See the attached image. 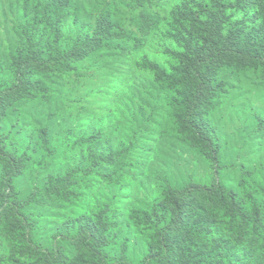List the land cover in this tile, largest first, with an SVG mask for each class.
I'll use <instances>...</instances> for the list:
<instances>
[{
	"label": "rangeland",
	"instance_id": "obj_1",
	"mask_svg": "<svg viewBox=\"0 0 264 264\" xmlns=\"http://www.w3.org/2000/svg\"><path fill=\"white\" fill-rule=\"evenodd\" d=\"M12 1L0 0V60L5 65L0 93L14 87L13 74L6 68L17 21ZM109 1L122 28L105 38L100 49L73 62L72 68L52 74L53 81L47 82L42 93L11 108L6 152L8 157L22 158V170L7 189L12 207L0 214V264H56L49 254L59 252L64 260L59 264H101L82 241L71 240L81 230L78 222L83 216L97 226L93 245L109 260L128 257L140 264L161 230L162 213H156L157 206L171 195L169 191H184L191 185L210 186L219 180L227 189L264 201V68L237 71L217 100L211 116L221 139L215 166L205 153L167 131L164 101L148 99L146 109L140 98L135 105L130 101L132 92L150 81L140 62L148 56L164 65L170 63L172 51L184 46L174 34L176 15L193 10L199 0H154L149 10L159 13L163 22L139 51L126 38V30L132 27L130 18L141 10L133 0H65L71 11L66 31L79 27L92 35ZM248 12L253 14V10ZM121 44L125 47L115 53V46ZM95 133L102 139V146L98 143L96 148H104V155L117 156L113 164L104 166L101 157V166L93 167L94 148L83 141ZM104 169L113 171L112 182L103 177ZM4 174L5 162L0 161L2 191ZM56 174L75 180L69 194L44 189ZM18 217L29 227L22 229ZM219 218L223 220L221 232L209 239L210 245L220 243L222 235L235 243L246 233L229 215ZM144 220L151 224L144 226ZM249 233L250 243L254 235ZM247 264L257 263L250 260Z\"/></svg>",
	"mask_w": 264,
	"mask_h": 264
},
{
	"label": "trees",
	"instance_id": "obj_2",
	"mask_svg": "<svg viewBox=\"0 0 264 264\" xmlns=\"http://www.w3.org/2000/svg\"><path fill=\"white\" fill-rule=\"evenodd\" d=\"M133 1L141 10L130 18L132 27L126 30V38L139 51L160 28L163 19L159 13L149 10L154 0ZM11 4L16 7L17 21L6 68L13 74L14 87L0 93V161L5 162L0 214L12 207L7 189L22 170V158L8 157L6 152L10 137L6 121L11 108L14 110L17 102L42 93L47 82L53 81L52 74L72 68L73 62L100 49L105 38H112L114 31L122 28L111 11L110 1L98 16L92 35L78 30L79 27L66 31L71 11L65 0H13ZM248 10H253V14L249 15ZM73 21L77 24V18ZM173 29L184 46L172 51L175 53L169 64L144 57L140 66L142 63L141 69L150 81L133 91L130 101L135 105V100L139 102L140 98L142 109H146L148 99L164 101L165 117L169 120L167 131L198 153H205L209 162L218 166L221 139L212 123V112L237 71L249 66L264 68V0H199L193 10L177 13ZM121 45L115 46V53L125 47ZM4 70V62L0 60V73ZM85 140L92 143L95 151L93 167L101 166V157L105 160L104 166L117 160L115 153L104 155V148L102 151L96 148L98 143L102 146L101 135L90 134L83 143ZM80 164H84L83 157ZM102 172L106 181L114 180L113 171ZM218 174L216 171L217 179ZM74 184L71 177L56 174L44 189L58 195L69 194ZM169 192L171 195L157 206L156 213H162L161 230L140 264H247L250 260L264 264V201L247 193L240 195L234 188L227 189L219 180L210 186L191 185L184 191ZM223 213L246 233L235 243L228 235L221 234L220 243L210 245L209 239L217 231L221 232L223 220L219 216ZM17 223L22 229L29 227L21 217ZM78 224L81 230L71 240L82 241L84 249L97 263L138 264L128 257L109 260L99 246L93 245V233L97 232L94 221L83 216ZM143 224L147 227L151 221L144 220ZM249 232L254 235L250 243ZM203 237L208 241L203 243ZM49 255L56 264L64 261L61 252Z\"/></svg>",
	"mask_w": 264,
	"mask_h": 264
}]
</instances>
